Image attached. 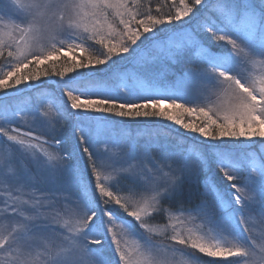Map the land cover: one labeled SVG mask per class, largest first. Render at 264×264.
I'll use <instances>...</instances> for the list:
<instances>
[{
    "label": "snow or ice",
    "instance_id": "6c2138e0",
    "mask_svg": "<svg viewBox=\"0 0 264 264\" xmlns=\"http://www.w3.org/2000/svg\"><path fill=\"white\" fill-rule=\"evenodd\" d=\"M0 214V264H264V0H0Z\"/></svg>",
    "mask_w": 264,
    "mask_h": 264
},
{
    "label": "rangeland",
    "instance_id": "374dc122",
    "mask_svg": "<svg viewBox=\"0 0 264 264\" xmlns=\"http://www.w3.org/2000/svg\"><path fill=\"white\" fill-rule=\"evenodd\" d=\"M14 103V101H13ZM37 131V133H39L40 129L37 127L35 129ZM15 223V220L11 217H7L3 214H0V225H4L6 227L11 228V226ZM178 227H182V226H179ZM261 233H264V224H261L259 221H256L255 222V226L253 228V235L257 241V243L260 242L261 240ZM134 242V238H129V243H133ZM208 259V258H206Z\"/></svg>",
    "mask_w": 264,
    "mask_h": 264
},
{
    "label": "bare ground",
    "instance_id": "6f19581e",
    "mask_svg": "<svg viewBox=\"0 0 264 264\" xmlns=\"http://www.w3.org/2000/svg\"><path fill=\"white\" fill-rule=\"evenodd\" d=\"M55 79H56V78L53 77V78H51L50 80H48V81H47V85H48V86H54Z\"/></svg>",
    "mask_w": 264,
    "mask_h": 264
},
{
    "label": "trees",
    "instance_id": "16d2710c",
    "mask_svg": "<svg viewBox=\"0 0 264 264\" xmlns=\"http://www.w3.org/2000/svg\"><path fill=\"white\" fill-rule=\"evenodd\" d=\"M156 2V0H153V3H155ZM55 78V77H54ZM196 117H192V119H195Z\"/></svg>",
    "mask_w": 264,
    "mask_h": 264
}]
</instances>
